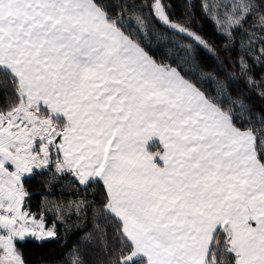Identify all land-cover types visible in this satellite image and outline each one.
Instances as JSON below:
<instances>
[{
    "label": "snow or ice",
    "instance_id": "1",
    "mask_svg": "<svg viewBox=\"0 0 264 264\" xmlns=\"http://www.w3.org/2000/svg\"><path fill=\"white\" fill-rule=\"evenodd\" d=\"M240 79L264 99V0H0V264L73 232L54 264H264Z\"/></svg>",
    "mask_w": 264,
    "mask_h": 264
},
{
    "label": "trees",
    "instance_id": "2",
    "mask_svg": "<svg viewBox=\"0 0 264 264\" xmlns=\"http://www.w3.org/2000/svg\"><path fill=\"white\" fill-rule=\"evenodd\" d=\"M175 2L179 5L183 3V0H175ZM193 2L198 4L199 0H193ZM197 17L200 18V12L198 9ZM201 23L203 24L205 34L216 40V42H219L212 28L211 22L207 19L201 18ZM259 77L260 70L257 69V79H259ZM232 91L235 94L241 95L248 104L254 107L257 112L264 110V99H262L259 95V90L249 87L244 80L240 79L236 81L233 84ZM46 177L47 174L29 176L26 181V187L31 194V200L28 201V203L32 212H40L43 210L42 201H44L46 197L52 200L58 199L62 184L66 183V181H64L62 184L56 185L55 193L52 196H49L48 191L50 186H47L44 183ZM47 215L49 216V219L52 218L51 213H47ZM61 233H63V227L61 228ZM77 235L78 233L76 232L70 233L67 237L66 245H64L62 241H55L54 239L50 243H41L39 241L29 243L23 249L28 260V264H54V261L63 259V254L66 253L68 248H70L75 242Z\"/></svg>",
    "mask_w": 264,
    "mask_h": 264
}]
</instances>
